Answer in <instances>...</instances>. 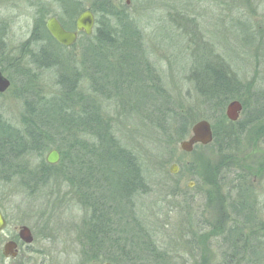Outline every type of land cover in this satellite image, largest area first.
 Returning a JSON list of instances; mask_svg holds the SVG:
<instances>
[{
    "label": "rangeland",
    "instance_id": "obj_1",
    "mask_svg": "<svg viewBox=\"0 0 264 264\" xmlns=\"http://www.w3.org/2000/svg\"><path fill=\"white\" fill-rule=\"evenodd\" d=\"M66 1L0 0V32L4 37L0 70L10 80L9 87L0 92V117L14 126L21 124L22 96L30 86L46 99L59 95L55 69L38 67L31 53L49 45L58 56L65 53L78 59L87 42L85 34L79 33L71 46L55 45L48 38L28 43L41 27V20L46 22L54 16L72 30L77 13L90 9L97 0ZM110 1L116 11L125 8L128 25L139 39L140 58L157 76L168 105L190 123L189 131L180 136L174 122L161 129L144 111L136 112L126 102L123 108L117 95L96 99L111 119L115 136L142 164L146 188L129 201L128 220L146 234L142 237L144 247L165 255L158 264H264V172L259 177L263 164L258 162H264V144L260 141L264 118L240 134L235 127L227 131L232 134L223 133L220 126L221 120L229 121L225 110L231 100L246 102L239 122L245 117H262L264 0ZM42 10L46 12L40 14ZM93 14L92 33L85 36L95 33L99 19L114 21L112 16ZM25 43L28 45L23 48ZM199 54L235 78L239 83L236 97H226L225 101L218 97L219 104L202 99L198 81L192 76L193 67L196 63L198 68L201 59L208 58H198ZM80 88L92 91L84 80ZM122 92L127 94L124 88ZM140 92L132 93L136 96L131 99L137 100ZM165 113L163 110L160 115ZM201 119L209 121L212 141L195 144L191 151L182 150L180 141L189 137L192 124ZM215 128L219 130L216 141ZM234 155L238 166L251 163L250 172H258V177H253L254 214L249 224H245L242 212L238 218L230 190L232 176L227 170L233 167ZM39 161L28 155L21 163L35 169ZM172 164L177 166L175 173L170 171ZM2 170L0 208L7 218V230L26 225L33 233L35 251H44L41 256V251L31 253L30 264H97L87 261L82 252L90 245L89 210L79 193L65 183L59 167L47 183L34 187L18 176L5 179Z\"/></svg>",
    "mask_w": 264,
    "mask_h": 264
},
{
    "label": "trees",
    "instance_id": "obj_2",
    "mask_svg": "<svg viewBox=\"0 0 264 264\" xmlns=\"http://www.w3.org/2000/svg\"><path fill=\"white\" fill-rule=\"evenodd\" d=\"M90 9L103 18L105 15L112 16L114 23H104L99 19L95 33L92 36L83 35L87 42L81 47L80 58H72L65 53L58 56L54 49L48 48L49 45L40 47L35 54L31 53V60L38 67L55 69L59 95L46 99L30 86L28 93L22 96L20 126H14L0 117V168L5 179H9V175L18 176L20 179L25 178L28 186L34 187L47 183L54 169L59 167L61 176L66 179L65 183L79 193L87 206L90 234L98 242L95 245L101 247V236L106 232L118 229L144 232L142 228L136 229L128 218L129 201L135 193L146 188V183L138 156L115 136L111 119L106 117L96 99L117 95L123 108L126 102V106L134 108L136 112L144 111L161 129H165L169 121L174 122L179 126L180 136L189 131L190 123L179 110L168 105L169 99L156 82L157 76L149 63L140 58L139 39L128 25L125 8L116 11L110 0H97L90 4ZM40 12L44 14L46 11ZM41 23L28 43L48 38L55 45L62 46L48 33L44 20ZM71 28L74 29L73 24ZM27 45L25 43L22 47ZM0 50H4L2 32ZM198 58L208 57L199 54ZM200 62L202 64L198 68L194 64L192 76L198 81L197 89L202 99L219 104L218 97H221V101H225L226 97H236L239 83L233 76L209 58L201 59ZM21 75L25 77L24 72ZM83 80L92 91L87 93L80 88ZM112 88L117 89L112 92ZM123 88L127 94L122 92ZM138 91L141 92L134 101L131 97L136 95L132 93ZM242 103L244 105L246 102ZM163 110L166 113L162 117L160 114ZM261 118L245 117L238 123H224L225 120H221L219 125L223 127V133L235 127L240 134ZM214 130L216 141L219 130ZM52 148L60 154L56 164L47 163L43 157V153ZM28 155L40 158L35 169L21 163L23 157ZM142 237L144 234H141L140 239ZM141 246H146L143 239ZM157 257H160L159 253Z\"/></svg>",
    "mask_w": 264,
    "mask_h": 264
},
{
    "label": "flooded vegetation",
    "instance_id": "obj_3",
    "mask_svg": "<svg viewBox=\"0 0 264 264\" xmlns=\"http://www.w3.org/2000/svg\"><path fill=\"white\" fill-rule=\"evenodd\" d=\"M240 103L242 108L239 111L237 120L230 122H239L238 119L243 110V104L241 101ZM261 114H263L262 117L264 118V111ZM260 141L264 144V137H261ZM257 161L254 162V164H257ZM258 162L263 164L262 166H259V169L262 171V173L259 172V177H261L264 172V162ZM237 164V157L234 155L231 159V165L233 167H230V170H227L232 176L230 190L233 195V203L236 208V212L238 213H236L238 218L241 217L239 214L242 212L244 215L242 218L244 219L245 224H249V222H251L250 220H253L252 217L254 214L253 207L255 198L252 189L253 177H258V172H250V168L253 166L251 163H247V165L244 166H238ZM0 211L5 220V225L0 230V264H30V254H40V251L42 252V250L35 251V248L32 246L34 237L31 229L26 225H19L11 230H7V218L1 208ZM23 226H26L29 229V234L26 236H22L21 234L20 229ZM141 234L146 235L144 232L137 230L125 231L118 229L117 231L106 232L101 236V247L95 245L98 244V242L94 240L92 234H89L87 236L90 245L89 247H85L82 252L83 255L100 254V257L85 256L87 261L97 264H158L157 261L162 263L165 255L163 256L160 254V257H157V253L154 252L153 249L147 247H144L142 250L143 247L141 246L140 240ZM27 236L31 237L30 241H26ZM41 240H44V238H41ZM43 253L44 251L40 254V256Z\"/></svg>",
    "mask_w": 264,
    "mask_h": 264
},
{
    "label": "water",
    "instance_id": "obj_4",
    "mask_svg": "<svg viewBox=\"0 0 264 264\" xmlns=\"http://www.w3.org/2000/svg\"><path fill=\"white\" fill-rule=\"evenodd\" d=\"M126 3H129V0H126ZM95 18L94 14L90 9L82 11L75 20V29L68 30L65 29L59 20L51 16L46 20V29L49 34L61 45L71 46L77 40L79 33L85 35H90L93 30ZM10 85V80L3 75L0 70V92L5 91ZM242 105L239 100H231L228 102L225 110L226 117L230 121H235L238 118L239 111L241 110ZM191 134L187 139L180 141V148L185 151H191L195 144L206 145L212 141V129L209 121L206 119H201L192 124L190 128ZM60 159V154L57 149L52 148L49 150L45 156V160L49 164H56ZM170 171L175 173L177 171V166L172 164ZM5 220L0 211V230L4 227ZM21 234L28 235L29 229L26 226H23L21 229ZM26 241H30L31 237H26Z\"/></svg>",
    "mask_w": 264,
    "mask_h": 264
}]
</instances>
